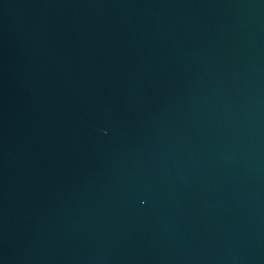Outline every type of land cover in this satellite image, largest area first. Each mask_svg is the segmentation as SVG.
Here are the masks:
<instances>
[{"label": "water", "instance_id": "obj_1", "mask_svg": "<svg viewBox=\"0 0 264 264\" xmlns=\"http://www.w3.org/2000/svg\"><path fill=\"white\" fill-rule=\"evenodd\" d=\"M0 264H264V0H0Z\"/></svg>", "mask_w": 264, "mask_h": 264}]
</instances>
